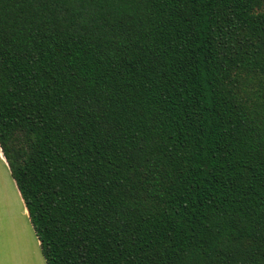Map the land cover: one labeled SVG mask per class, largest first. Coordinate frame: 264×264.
Instances as JSON below:
<instances>
[{"label":"trees","instance_id":"obj_1","mask_svg":"<svg viewBox=\"0 0 264 264\" xmlns=\"http://www.w3.org/2000/svg\"><path fill=\"white\" fill-rule=\"evenodd\" d=\"M0 150L46 264H264V0H0Z\"/></svg>","mask_w":264,"mask_h":264},{"label":"crops","instance_id":"obj_2","mask_svg":"<svg viewBox=\"0 0 264 264\" xmlns=\"http://www.w3.org/2000/svg\"><path fill=\"white\" fill-rule=\"evenodd\" d=\"M0 186H3L4 191L6 190L10 194L8 195L7 198L9 199V197L11 196V198L14 200L15 202L14 207L19 215L18 217L19 219H17L19 224V230H17L16 239H14L13 236H11L10 234H7L5 241L4 242L3 240L2 242L0 241V250L3 251V254L6 258L4 261H0V264L1 263L25 264L24 257L25 255H27V252L32 253L35 248H39L40 251V247L38 240L35 236V233L32 229V226L30 225L29 220L27 218V212L24 207L23 201L10 175L8 166L3 158L1 150H0ZM2 236L3 233H0V237Z\"/></svg>","mask_w":264,"mask_h":264},{"label":"rangeland","instance_id":"obj_3","mask_svg":"<svg viewBox=\"0 0 264 264\" xmlns=\"http://www.w3.org/2000/svg\"><path fill=\"white\" fill-rule=\"evenodd\" d=\"M8 195L10 194L6 190L4 191V187L0 186V233H3V236L0 237L1 242L2 240L3 242L5 241L7 234H10L14 239H16L17 230H19L17 220L19 219V215L14 207L15 202L11 196L8 199ZM24 258L25 264H45L43 258L41 257L39 248H35L32 253L27 252V255H25ZM5 259L3 251L0 250V261H4Z\"/></svg>","mask_w":264,"mask_h":264}]
</instances>
